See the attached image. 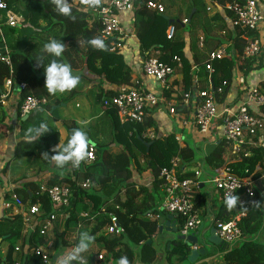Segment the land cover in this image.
<instances>
[{"label": "trees", "instance_id": "obj_1", "mask_svg": "<svg viewBox=\"0 0 264 264\" xmlns=\"http://www.w3.org/2000/svg\"><path fill=\"white\" fill-rule=\"evenodd\" d=\"M153 0H135L133 17L137 24V38L140 44V54L142 57H157L161 63L173 65L175 58L182 60V69L178 70V79L174 85L181 89V93L192 90L194 86V76L192 74L193 64L199 65L197 77L200 79V89L208 88V72L204 64H200L198 59L190 61L185 54L186 43L181 36L168 39L166 36L169 27L170 18L166 14H159L150 10L147 3ZM232 0H211L213 5L219 10ZM9 8L21 13L26 19H29L33 28L40 29L42 34L53 33L55 39H62L63 43L68 44L66 55L75 53L84 55L86 68L94 76L101 79L103 84L111 86L128 87L134 79L132 68L126 63L121 51L112 52L111 42L103 41V49L94 48L89 44L93 38H100L101 25L93 18V11L101 7V0L98 3H91V0H67L71 8L70 16L59 14L55 10L52 0H6ZM229 24L232 22L233 15L223 10ZM16 12V13H17ZM191 17V23L193 22ZM215 19L222 22V29L229 28L221 13L214 16ZM189 20V19H187ZM45 22L46 26L40 28V23ZM122 23V17H121ZM123 25V23H122ZM176 32L181 30L183 24H172ZM124 27V26H123ZM233 30L230 33L228 42L233 45L228 48L230 57L216 61L214 74L211 82L215 88L225 84V92L220 103H224L231 91L232 83L235 76L236 68L249 75L253 72H259L264 68V49L258 58L247 61L241 67L238 66L237 56L243 54L246 47V41L242 38L244 32ZM6 42L11 49L13 69L0 62V107L1 96L4 92V85L7 79L13 82V93L19 94L20 100L29 96L46 97L50 101L57 96L48 93L45 85V75L43 66H38L36 60L27 52L28 39L32 35L30 28H11L4 26L2 29ZM250 36L260 35L250 32ZM29 36V37H27ZM101 39V38H100ZM211 40V39H210ZM209 40H206L205 45ZM221 41H218V46ZM82 46V48H81ZM2 47V38L0 36V48ZM158 55V56H156ZM59 59H63L59 57ZM38 60V59H37ZM74 62V61H73ZM72 62V63H73ZM69 64V61L67 62ZM42 64L47 65L46 60ZM180 76V77H179ZM79 78L83 75L78 76ZM25 84L26 88L19 91V87ZM105 91V90H104ZM102 91L98 101L103 106L104 97H112L119 92ZM169 99L172 94L164 92L163 95ZM171 99V98H170ZM61 98L49 104L43 113L38 114L36 122L31 124L29 120L22 122L21 115V135H24L25 127L29 125H38L40 122L49 123L50 120L59 121L54 117L56 111L52 112L55 106H60ZM20 106V105H19ZM179 109V107H178ZM110 118L113 129V140L111 143L96 145V160L92 164H86L83 168L75 170L73 173L66 174L71 170V162L64 167L58 168L59 173L53 176L48 183V187L69 186L72 191V198L68 206L62 208L58 213L65 214V228L62 232V239H54V248L59 250H68L72 247V242L66 238L76 232L79 223L82 228L78 234V240L81 233H88L94 239L92 243L101 246V252H105V260L101 264H118L120 257H127L129 264H134L137 259L143 264H155L158 261V252L154 244H147L154 236L159 235V225L157 220L149 219L148 215H165L159 212L158 207L161 204L162 192L160 189V173L163 169L170 167L171 160L179 155L183 161L182 166L197 164L194 150L185 140L182 146L176 141V134L162 137L159 132V126L153 117L147 118L144 123L121 124L114 109H105ZM67 130V139L61 149L67 145L73 129H79L74 122H65ZM3 131H0V143L7 136V128L0 122ZM155 130L157 138L154 140L141 138L147 130ZM39 140H42L41 138ZM93 143V142H92ZM151 143V146L148 144ZM22 142L17 147V156L23 145ZM89 146V143H88ZM88 148L86 150V153ZM248 157H239L232 159L227 156V148L224 143L216 149L210 156L205 157L207 167L215 172H221L228 168L230 173L241 179L256 181L261 179L264 173V151L262 149H251L248 151ZM57 154V153H54ZM6 165L3 172H6ZM135 172L144 176L149 173L153 177L152 188L136 183ZM63 176L67 182L62 179ZM73 176H77L78 184H69ZM193 173L186 177L193 178ZM214 176V175H213ZM212 176V177H213ZM135 180V181H134ZM90 182L88 188L82 185ZM33 184H27L22 189H15L6 193L7 201H10L12 194L18 195L22 201L31 204L40 203L43 218L48 217L55 212L53 204L47 195H40V187ZM239 191L238 194L243 193ZM255 196L247 199L244 204L238 202L231 211L222 208L216 221L228 222L232 218L246 211V216L240 221L242 238L232 246L225 248L222 252L224 259L222 264H264V243L259 242L260 233L264 229V209L260 202L263 201V193L259 186L255 188ZM196 207L202 209L205 206V200L197 199ZM12 213V209L6 210V215ZM81 213H88L87 219H81ZM110 215H116L126 229V233L118 238L109 235L104 228L109 223ZM145 217V218H144ZM178 219L179 226H183L184 220ZM61 219L58 217L56 226L60 224ZM25 224L21 216L7 217L0 221V239L9 243L8 260L12 261L14 254H18L17 260L21 264H45L40 256L35 253V249L40 246L48 245L51 241L49 236L41 235L37 227L34 232L25 233ZM70 241V242H69ZM171 249H166L167 260H172L173 256H179L181 260H186L188 250L183 243L169 241ZM21 245V251L15 252L17 246ZM138 249L136 251V249ZM94 252L89 249L82 253V258L86 259L87 264H95L94 258L100 252ZM3 260L0 257V264ZM72 264H81L80 261H74Z\"/></svg>", "mask_w": 264, "mask_h": 264}, {"label": "built area", "instance_id": "obj_2", "mask_svg": "<svg viewBox=\"0 0 264 264\" xmlns=\"http://www.w3.org/2000/svg\"><path fill=\"white\" fill-rule=\"evenodd\" d=\"M260 1L232 0L225 8H222L233 15L232 27L235 30L244 32L242 38L246 41V47L243 54L236 57L239 67L249 60L258 58L263 51L264 41H262L261 36L264 35V9L261 8ZM164 2L165 0H153L147 3V7L159 14H165L166 5ZM134 8L135 0H101V7L93 11V18L101 25L100 38L103 41L111 42L112 52L123 51L127 34L121 23V17L123 14L132 12ZM24 23L25 20L21 14L10 9L6 0H0V36L2 38L0 62L6 64L10 69H13L11 49L6 42L2 29L4 26L23 28ZM182 24L186 26L188 20L184 19ZM175 32V27L173 25L169 26L166 31L167 38H174ZM250 32H255L260 36H250ZM205 42L206 38L200 36L198 42L200 51H204ZM232 45L233 42H230L228 47L220 46L216 50L207 53L204 65L208 72L209 86L206 90L200 89L201 81L195 74L198 72L197 67L192 68V74L194 75L192 90L181 93V89L174 83L178 79V70L182 69V60L175 58L174 64L168 65L161 63L157 57H147L143 62V73L163 87L162 94L157 95L149 92L141 80L133 79L130 86L124 87L117 95L104 97L102 100L103 109H114L121 124H142L153 115L154 109L165 103L169 115L181 120L178 126L181 129L180 131L187 132L193 137L201 135L202 139L208 142L207 144L220 142L221 145V143H224L227 148L226 155L232 159L248 157V151L251 149H262L264 151V81L251 84L249 80L251 75H246L245 72L236 68L232 83L235 96L231 101H228L227 97L224 103H220L219 100L224 95L225 84L215 88L211 82L212 74L215 72L213 64L216 61L230 57L227 50ZM25 88L26 85L23 84L19 87V91ZM171 90H174L178 96L167 102L163 95L164 92H170ZM13 94V82L11 79H7L1 96V104L4 105ZM48 105L49 100L46 97H26L20 100V115L22 118H28L37 111H44ZM184 133L176 135V141L181 146L185 141ZM212 136L217 138L213 139ZM141 138L154 140L157 138V132L151 129L147 130ZM95 160L96 146L90 144L85 158L75 167L71 163L70 173H73L74 169L80 171L83 166L92 164ZM182 164L181 157L177 155L171 160L170 167L163 169L160 173L162 202L159 212L182 218L184 224L179 226L178 234L187 239L190 235L195 234L200 225L204 223V213L203 209H198L195 203V192L202 184L200 182L201 172L199 169L190 170L188 166H182ZM190 173L195 176L193 178L186 177ZM262 177L264 179V174ZM70 179L71 183L69 184L79 183L77 176ZM64 180L67 182L66 179ZM260 181V179L256 181L241 180L233 176L228 168H225L221 173L212 177L209 182L223 201L226 194L237 195L240 202L244 204L247 199L255 196V188L260 186ZM89 186V181L82 185L85 189ZM242 190L244 192L238 194ZM39 194L47 195L55 209V212L48 215V217L43 218L40 203L24 202L16 194H12L10 201L3 204V209L18 210L17 215L22 217L25 224V233H28V231L34 232L38 227L41 235L50 236V233L55 230L58 217L62 220L66 219L65 214H60L58 211L69 205L72 198L71 187H48L43 185L40 187ZM159 216L148 215L149 219H154V221L158 220ZM245 216L246 211L228 222H215L216 235L227 247L232 246L242 238L240 221ZM88 217V213H81L80 215L81 219H87ZM82 225V223H79L76 232H74V241H71L73 245L66 252L78 244V234ZM104 231L118 238L126 233V229L116 215H110L109 223ZM50 239L48 245L40 246L34 251L45 264H58L59 259L63 258L66 252L55 263L51 262L49 251L54 248V239L51 237ZM193 249H198V246H194ZM20 251L21 245L15 249L16 253ZM104 260L105 252H100L95 257L96 263H101ZM82 261L83 264H87L86 259L82 258ZM12 264H21V262L17 260Z\"/></svg>", "mask_w": 264, "mask_h": 264}, {"label": "crops", "instance_id": "obj_3", "mask_svg": "<svg viewBox=\"0 0 264 264\" xmlns=\"http://www.w3.org/2000/svg\"><path fill=\"white\" fill-rule=\"evenodd\" d=\"M183 2L184 0H165L164 2L166 5L165 14L167 16V13L170 10V8L176 10V7L193 9L194 10L193 14H196V15L200 12V10L206 12L205 16H202L201 14H199L195 18L196 29L193 31L195 33V37H191L189 42H187L185 37L183 38L182 36V30L186 28V26L183 25L181 30H178L177 32H175L176 36H181L185 40L186 57L192 62H193V59H198L199 61L197 62H200V64H204L207 59L206 57L207 53L217 49L216 47L218 46L219 39L217 40L216 38L211 39L210 37H206L204 34H200L199 31L200 30L203 31L205 27H208V22L206 19L211 18V15L213 16V19H214V16L218 12L221 13V16L224 18L227 25L229 24V21L225 17L224 11L220 9L218 10L213 5L211 0H186L185 4ZM259 3H260L261 8L264 9V0H261ZM209 9L211 10L208 11ZM133 13L134 12L132 11V12L122 15V23L125 28L126 34H127V39L124 44V49L123 51H121V53L123 54L126 63L132 68L133 73H134V79L141 80L144 83V85L148 88L149 92L155 93L157 95H161L163 91V87L160 86V84L156 82L154 79L146 77L143 73V62L145 60V57H142L140 54V44L137 38V31H136L137 24H136V20L133 17L134 15ZM191 17H189L188 12H187L181 18V20H177V21L181 22L184 19H191ZM175 19H171V20L174 21L175 23L176 22ZM203 20H206L205 25L203 24ZM216 23L217 24L219 23L221 27L223 25V21L222 22L218 21ZM188 25H191V20L190 22L188 21L187 26ZM229 25H230L229 28L232 29L233 27L231 23ZM200 36H204L206 40H209L208 44L205 45L204 51L199 50L198 42H199ZM261 38H262V41H264V35H262ZM224 43H221L219 47L220 46L228 47L230 44L228 41H226L225 44ZM81 55H76V54L69 55V59L71 63L73 61L74 62L72 64L79 62L77 58ZM39 58H40L41 63L47 59L46 56L40 57V55H39ZM52 59H54V57H52ZM55 59H57L59 62L61 60L59 58H55ZM81 62L83 63L84 68L77 67L78 68L77 71L81 69L83 77L79 78V84L77 85V87L65 93H57V96L53 98L51 101L48 99L49 104H52L54 103L55 100H58V98H61L62 102L60 106H55L57 108L55 111L57 110L62 111V115L59 117V121H55L53 119V120H50L49 123L47 124L49 127V131L41 137V139L46 140V141H43L46 147L44 149L45 152H43L42 154H41L42 151L40 152L38 150H35V148H33V145L38 144L39 141L34 142L33 144L23 145L21 149H24V152L22 153L19 152L18 156H17V147L20 143L25 142L23 139L24 135H21V130H22L21 121L25 122L29 120L31 124H33L34 122H36L38 118L37 117L38 114H41L44 111H40V112L37 111L33 113L31 116H29L28 118L26 117L22 118V120L20 121V118H19L20 116V111H19L20 97H19V94L17 93H14L11 97H9L6 103L2 105V107H0V122L3 121V126L6 127L8 130L7 131L8 134L4 138V141L0 143V176L3 175L4 177V179L0 178V179H3V181L0 182V204L6 203L7 201L6 193L12 192L15 189H22L27 184H33L34 188H35V185H38L39 187H41L43 185H46L53 176L59 173L54 162H52L50 158L52 155H55L54 153H56V151L54 150L58 149V147L56 148V146L53 147V144L61 143L62 144L60 145V148H61L67 139V130L64 124L65 122L66 123L67 122L76 123L77 126L80 128V130L83 131L87 135V138L90 141L89 145L90 144L106 145L112 142L113 140L112 124L110 122V118L108 114L105 112V110L103 109V106L98 101V97L100 96L101 92L104 90H105L104 92H107V91L119 92V91H122L124 87L103 84L100 78L89 73V71L86 68L85 61L81 59ZM193 67H197L198 72H199L198 64L194 63ZM73 71H75V69H73ZM198 72L195 74H198ZM254 73L255 72L250 74L251 77L253 76L252 74ZM251 77L249 79L251 84H256L259 81H263L262 79L254 81L253 77L252 79ZM170 93L172 94V96L170 97L171 99L165 98L167 102L172 101L174 97L178 96V94L174 90H171ZM165 109L166 111H168L167 106L165 107ZM153 115H151V117L154 118ZM168 115L167 116L161 115V119H162V122L164 123V126L162 127L161 125H158L159 132L162 137L175 134V132L180 130L178 126H176L177 128L175 127L176 124L171 122L170 117ZM11 126L14 129L13 135L10 130ZM29 127H32V125H29L28 127L26 126L25 130ZM0 131H3V128L1 126H0ZM179 134L180 132L176 133V135H179ZM107 135L110 137L109 140H105ZM183 136L185 137L186 141L188 137L190 138L193 137L187 132L184 133ZM193 138L196 139L195 137ZM28 149L30 151L29 153H27ZM45 153L48 155L49 158H43ZM6 165H8L7 170L6 172H3ZM196 169H199V171L201 172V177H202L204 174L203 169L199 166H196L194 167L193 170H196ZM68 173L70 172L67 171L66 174ZM218 173H221V172H218ZM144 176H145V184H143L142 178L138 180V182L136 181V183L145 185L148 188H152L153 177L149 173H145ZM147 178H149L150 181H148ZM62 179H65V177L63 176ZM260 180L261 181H260L259 189L263 193V201L260 202V205L264 209V183H263L264 179L263 177H261ZM202 185L203 184H201V186H199V189L196 190L195 198L196 200L197 199L205 200L206 202L205 206L202 208L204 217L206 219L209 218L210 221H213L218 216L221 209L223 207L224 208L226 207L221 197L220 199H218L219 197L217 196L218 197L217 202L219 203L218 205H216L214 201H212L210 198H204L203 195L200 193L201 192L200 189L204 187V185L203 186ZM214 195H212V197L215 200ZM5 213H6V210L2 209V214L4 216H7V217L18 216L17 215L18 210L16 209H13L12 213L10 214L6 215ZM210 214H212V217L210 216ZM157 222L159 226L165 223V215L159 216V219L157 220ZM174 224H176V226L179 225L177 218L175 219ZM163 236H164V239L161 240ZM49 237L55 239L54 231L50 233ZM172 239L173 238L171 235L164 233L163 235L154 236L153 239L151 240L156 247L158 255L159 256L161 255L164 259L165 258L167 259L168 255L166 253V249L168 248V242L172 241ZM259 242L264 243V229L260 233ZM3 243L0 246V257L3 260V262H5V264H12L13 262L17 261L18 254H14L12 261L10 262L7 261L9 245L6 248H4V252H2ZM170 249L171 248H169V250ZM53 251H55V253L51 255V262L53 263H55L58 260V258L62 257L63 254L66 252V250L64 249L59 250V251H57V249L56 250L53 249ZM173 258H177L178 260H180V264L187 263L186 260H181L179 256H173ZM223 260L224 259L221 258L219 260H215L211 262V264H222ZM94 262L95 264H101V263H96L95 258H94Z\"/></svg>", "mask_w": 264, "mask_h": 264}, {"label": "rangeland", "instance_id": "obj_4", "mask_svg": "<svg viewBox=\"0 0 264 264\" xmlns=\"http://www.w3.org/2000/svg\"><path fill=\"white\" fill-rule=\"evenodd\" d=\"M183 3L185 4L186 3V0H184ZM187 12H188L189 17L195 15V17H194L193 22L191 23V25H188V26L186 25V28H184L182 30V36H183V38L185 37L186 41L189 42V40H190L191 37H195V33L193 32L196 29L195 18L199 14H201L202 16H205L206 15V12L200 10V12L196 15V14H193V12H194L193 9L182 8V7H178L177 8L176 7V10L170 8V10L167 13V16L170 19H175L176 18L175 20L177 21V20H181V18ZM17 13H19V12H17ZM23 18L25 20L23 29L30 28L31 31H32V35H30V37L27 36V37H29V39H28L29 43H28V46H27V48H28L27 52L29 53V55H32L34 57V59L36 60V62H37V65L36 66L39 65V62L37 60V59L40 60L39 55H40V57L41 56H46L47 57L46 62L49 63L52 60V56H50V54L46 53L43 50L44 44L48 43L50 40H56L58 42L63 43L62 39H55L54 36H53V33H44V34H42L40 32V29L35 28V27L33 28V26L29 22V19H26L24 16H23ZM208 19H210V20H208ZM208 19H206L207 22H208V27H205L203 31L200 30L199 33L200 34H204L206 37H210L211 39L212 38H214V39L216 38V40L219 39V41H221V43H224V42L226 43V41H228V39L230 37V33L232 32V30H230L229 28H224V29L220 28L221 27L220 24L219 23L218 24L216 23V22H218V20L215 19V18L213 19V16L212 15H211V18H208ZM206 20H203V24L204 25H205ZM40 25H41L40 28L42 29L43 27L46 26V23L45 22H41ZM63 45H64V51H63V53L61 55V58H63V59H61L60 62L67 63L69 61V65H70V67L72 69L73 75H75V76L82 75L81 69H79V71H77V70H78V68H81V67L84 68L83 63L81 62V59L83 60L84 55L82 54L81 56H79L77 58L79 60V62H76L75 64H72L71 61H70V59H69V55L68 54L66 55V52L69 49L68 48V44L67 43H63ZM81 48H82V46H81ZM263 49H264V47H263ZM73 54H75V53H72V55ZM153 57H154V55H153ZM73 69H75V71H73ZM252 75H253L252 77H253V80L254 81L259 80V79H262L264 81V68L261 69V70H259V72H256V73H254ZM261 76H263V77H261ZM252 77H251V79H252ZM233 97H234V88L232 87L231 88V91L229 93V96H228V101H231ZM166 106H167V104H165V103L160 104L158 108L154 109V113H153L154 114L153 116H154L156 122L158 123V125H161L162 127L164 126V123L162 122L161 115H166L167 116L169 114V113H167L168 111H166V109H165ZM41 111H43V110H41ZM38 112H40V111H38ZM160 112H162V113H160ZM61 115H62V111L57 110L55 112V114H54V117L59 118ZM168 116L170 117L171 122L174 123V124H176L175 127L180 125L181 120L179 118H174V117H171L170 115H168ZM10 130H11L12 135H13L14 134V129H13L12 126L10 127ZM180 130H178L177 132H180V134L181 133H184L183 131H180ZM177 132H175V134ZM109 138L110 137L107 135V137H106L105 140H109ZM195 138L196 139H194L193 137L192 138H190V137L187 138V144L194 150L195 155H196V161H197V164H195V166L194 165H190L189 169L190 170H193L194 167H196V166H199V167H201L203 169L204 174L200 178V182L202 184H204V187L200 189V191H201L200 193L203 195L204 198H210L212 201H214V203L216 205H218L219 203L217 202L218 201L217 198L219 197L218 199H220V196L216 193V191L210 185V182H209L210 179L212 178V176L213 175L216 176V175H218V173H215V172L211 171L207 167V165L205 163L204 146L208 142L205 141L204 139H202V136L201 135H196ZM212 138L213 139H216L217 137L214 138L212 136ZM43 141H46V140H43V139L42 140H39V143L38 144H34L33 145V148H35V150H38L40 152L42 151L41 154L43 152H45L44 149L46 147L44 145V142ZM60 145H62V144L61 143H57V144L54 143L53 144V147L56 146V148H57ZM29 149H28L27 153L30 152ZM20 152L21 153L24 152V149H21ZM135 176H136V179L137 180H138L139 177H140L139 179L142 178V182H143V184H145V176H142L141 177V175H139L136 172H135ZM0 178H3L4 179L3 175L0 176ZM3 179H0V182L3 181ZM147 179H148V181H150L149 178H147ZM212 195H214L215 200L213 199ZM161 200H162V197H161ZM210 216L212 217V214H210ZM12 217H14V216H12ZM204 223H205V225L207 227H210V226L213 225L212 221H210L209 218L206 219L205 217H204ZM64 228H65V220H62L61 219L60 224H58L57 226L55 224V230H54V237H55V239H56V237H59V240L62 239V237H63L62 236V232H63V229ZM74 235L75 234L72 233L71 235H66L64 238H66L68 240L71 239V241H74L73 240ZM163 239H164V236L161 238V240H163ZM8 245H9V243L6 242V241L3 243V245H2L3 251L2 252H4V248H6ZM200 245H202V243H200ZM89 247L94 252H98L100 250V248H101L100 245H98L97 243H94V242L91 243ZM225 248H226V245L225 244H223V246L220 247L216 252L213 251V248H209L208 249V253L211 254V255H217L220 252L222 253L225 250ZM137 250L138 249H136V251ZM49 252L51 253V255L55 253V251H53V250L52 251H49ZM99 252H101V251H99ZM221 258H222V256L220 258H218L217 260H219ZM158 263L159 264H180V260H178L177 258H173V260L170 261V260H167L166 258L164 259L162 257L158 261Z\"/></svg>", "mask_w": 264, "mask_h": 264}, {"label": "clouds", "instance_id": "obj_5", "mask_svg": "<svg viewBox=\"0 0 264 264\" xmlns=\"http://www.w3.org/2000/svg\"><path fill=\"white\" fill-rule=\"evenodd\" d=\"M55 5V10L64 16H70L71 8L67 3V0H52ZM91 3H98V0H91ZM89 44L94 48L103 49L105 47L104 42L100 38H93L89 41ZM43 50L50 54L54 59H52L47 65L38 62L43 66V71L45 75V85L44 88L47 89L48 93L55 95L57 93H65L76 88L79 84V77L73 75L72 69L69 64L59 62L55 58L61 57L64 51V45L56 40H50L48 43L44 44ZM49 131V127L45 122H40L38 125H34L25 130L23 139L27 144H33L38 142L39 139ZM88 138L87 135L79 130L73 129L70 139L62 149L58 146V149L54 150L57 154L52 155L50 160L54 162L55 166L58 168L64 167L67 163L71 162L75 167L77 166L86 155V150L88 148ZM43 158H49L45 153ZM240 199L237 195H225L224 204L229 210L237 206ZM93 237L88 233H81L78 244L66 252L63 258L59 259L58 264H72L74 261H82V253H85L90 244L93 241ZM118 264H129L127 257L122 256L119 259Z\"/></svg>", "mask_w": 264, "mask_h": 264}, {"label": "water", "instance_id": "obj_6", "mask_svg": "<svg viewBox=\"0 0 264 264\" xmlns=\"http://www.w3.org/2000/svg\"><path fill=\"white\" fill-rule=\"evenodd\" d=\"M191 19L188 21L190 22ZM174 21H170L169 24H173ZM177 24H181L180 21H176ZM57 108L54 107L52 112H54ZM27 118V117H26ZM89 141V140H88ZM90 143V141H89ZM148 146H151V143L148 144ZM220 146V142L214 143V144H206L204 146V154L205 157H210L216 149ZM203 186V185H202ZM3 209V203L0 204V221L3 218H7V216H4L2 214ZM176 217L172 215H165V223L161 224L159 226V235L169 234L172 236V241L183 243L187 250L188 255L186 257V261L189 264H211V262L217 260L222 256V253H218L217 255H211L208 253L209 248H213V251H217L220 247L223 246V242L221 239L216 235V228H215V222L216 218L212 221L213 225L210 227H207L205 223L201 224L198 231L190 235L187 239L184 237L179 236V225L176 226L174 224ZM4 242V239H0V246ZM202 243V245H200ZM147 244L152 245L153 242L150 240L147 242ZM194 246H198V249H193ZM171 247L170 243L168 245V250ZM162 258V256L158 255V261ZM158 261L155 264H159ZM1 264H5V262H2ZM134 264H143L140 259H137Z\"/></svg>", "mask_w": 264, "mask_h": 264}]
</instances>
